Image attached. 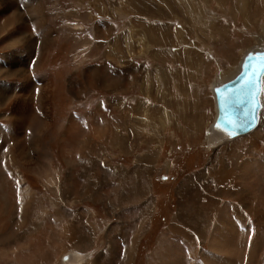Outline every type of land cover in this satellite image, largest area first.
<instances>
[{"label": "rangeland", "instance_id": "374dc122", "mask_svg": "<svg viewBox=\"0 0 264 264\" xmlns=\"http://www.w3.org/2000/svg\"><path fill=\"white\" fill-rule=\"evenodd\" d=\"M154 20L163 23L159 27L146 26ZM0 22V30L5 28L0 32V67L5 69L0 70V88L18 89L20 98L11 95L0 99V264H58L64 252L78 256L79 264L95 257L99 260L94 264H146V257L149 259L151 254V263L160 264L157 250L161 245L156 243L157 238L177 213L180 186L194 175H199L200 180L204 175L208 177L204 168L210 164L220 169L223 158L230 162L227 151L220 150V156L213 153L225 145L232 146L236 140L212 144L209 138L214 136H207L214 116L211 86L229 78L243 53L263 43L264 0H0ZM75 24L81 25V30H69ZM104 24L107 29L100 33L99 26ZM46 31L55 40L52 47L42 51ZM14 36L20 37V42L11 48L4 47L3 43ZM75 47L85 49L83 62L72 58ZM110 53L120 54L123 61L134 60L141 65L138 70L142 74L137 80L132 75V79L129 70L139 66H129L123 81H140L141 85L116 97L124 103L120 101V106L114 108L111 95L104 90L120 94L128 91V85L113 79L111 70L105 69ZM40 60L45 74L36 77L33 71ZM93 65L98 69L91 74L95 86L90 88L84 76ZM10 68L17 72L26 69L29 78L19 73L5 77ZM96 86L102 91L93 90ZM41 92L47 100L50 119L45 127L36 116ZM23 100L28 101L24 109H32L21 137L25 141L22 147L33 146L26 151V160L16 140L8 135L12 126L9 115L15 104ZM98 101L108 108L107 112L101 110L107 114L105 121L99 118ZM115 111L122 117L120 132L113 139ZM108 112L109 140L97 138L99 126L91 120L89 128L93 127L94 133L86 130L87 123L86 128L69 127L72 119L84 122L90 115L106 124ZM262 118L264 121V111ZM262 124L252 131L260 132L254 140L263 147L261 155L246 149L248 163L241 168V183L230 184L236 192L247 190L245 202L252 203L259 213H264ZM123 136L129 137V147L127 151L115 152L113 140ZM86 144L89 146L85 152ZM240 145L244 151L242 147L247 144ZM144 153L145 157H139ZM84 158L85 164L81 162ZM137 159L148 165L140 176L135 172L141 162L136 163ZM104 166L111 173L102 169ZM123 169L129 177L123 176ZM219 174L225 181L218 186H211L212 182L206 180L209 187H218L216 192L225 189L222 184L230 179L222 171ZM139 182L145 194L139 205L150 196L142 210L151 209L154 214L137 244L134 220H138V213L132 210L135 200L130 191ZM57 183L62 189L57 188ZM53 186L64 194H57ZM115 194L121 195V203ZM219 200L224 210L215 212L224 214L216 216L223 219L225 228L229 223L233 227L236 224L243 242L238 244L240 256L234 260L246 264L258 231L256 217L243 211L242 219L235 218L230 208L238 204V196ZM193 211L186 213L191 215ZM173 241L177 257L185 260L184 241L179 243V237ZM136 244L134 253L132 248ZM261 244L264 248V240ZM203 247L207 249L206 245ZM261 251L259 257L263 259L264 250ZM125 254L131 262L124 261ZM258 264H262L260 259Z\"/></svg>", "mask_w": 264, "mask_h": 264}, {"label": "bare ground", "instance_id": "6f19581e", "mask_svg": "<svg viewBox=\"0 0 264 264\" xmlns=\"http://www.w3.org/2000/svg\"><path fill=\"white\" fill-rule=\"evenodd\" d=\"M37 12H38V10H36V17L38 14ZM69 25L70 24H68V26ZM2 29H3V27H1L0 32L1 31L4 32L5 28H4V30H2ZM106 29H107V26H105V24L102 25L101 27L99 26L100 33L105 32ZM69 30L79 31V30H81V25H79V24L72 25V26H70ZM43 38H45V39L43 40L44 42H43V46H42V51H45V50H47L53 46L55 39L53 38L52 34L49 31H46L44 33ZM20 40H21L20 37L14 36V37L8 38L3 44H4V47L11 48L13 45L20 42ZM41 40H42V38H41ZM81 43H86V42H81ZM263 46H264V40H263L262 44L259 43V45H256L253 48L245 51V53L257 51L260 47H263ZM84 52H86L85 49H79V48L75 47L73 49L72 58L75 61H77V63L83 62L82 57L85 55V54H83ZM245 53H243V55ZM40 55H41V53H40ZM243 55L241 56L240 61H241ZM238 66H239V64H238ZM238 66H237V69H238ZM14 67L16 68L15 65L13 66V68ZM13 68H10L7 70L9 73L6 74L5 77L8 78V76H10V75H14L15 73L16 74L19 73L25 79L29 78L28 76L25 75L27 73L26 69L20 70L17 72ZM18 69H20V68H18ZM0 70L4 71L5 69L3 70L0 67ZM42 70H43V61L40 60L38 65L34 68V71H33L34 76L38 77L39 75H41L42 72H44V74H45V69L43 71ZM234 73H232L231 76ZM229 78H227V79H229ZM226 80H223V81H226ZM223 81L216 82V83L212 84L211 90L214 87L221 84ZM18 92H19L18 89H6V88L2 87V88H0V99L5 100V97L15 95L17 97V100H19L20 98L18 97ZM39 97H41V99L39 100V108H37L38 110L36 111V116L43 120L42 126L45 127L47 124L50 123L49 114H48L47 108H46V101L47 100L44 97L43 92L40 93ZM42 98H45V99L43 100ZM26 106H28L27 100H23L22 102H17L15 104L13 111H12L13 113H11L9 115V120L11 122L10 124H12V126L10 127V131L8 133V135L10 136L11 139H13L14 141L16 140L17 145L21 149L20 150L21 154L22 155L24 154L23 155L24 160H26L29 157L27 155L26 151H28L30 148L33 147L31 145H27L25 147L21 146V144L25 142L23 139H21L22 134L25 132L23 129V125H24V123L27 122V120H29V117H30L31 112H32V109L30 108L31 106L28 107V109H24ZM37 107H38V105H37ZM29 109H30V111H29ZM98 112H99V118L101 120L105 121L107 114L101 112V110H98ZM32 115L35 116L34 114H32ZM262 116H263V112H262V115L260 117V120H259L257 127H260L262 123L264 124V121H262V119H263ZM94 118H96V121L93 120ZM97 118H98L97 116L94 117V115H90L88 117V120L84 121L85 123L88 124L86 130L87 131L90 130V132L94 133L93 128H91V127L89 128V125L91 124L90 120L92 121L94 126H95V122H96L97 125L99 126V130L97 131V134H96L99 137H97V138H99L101 140L106 139V137L108 135L107 126H106V124H101L100 120H97ZM79 122H82V119H72L69 122V127L72 125H76V126L80 125ZM263 124H262V126H263ZM261 129H262V127H261ZM261 129H260V131H261ZM252 131L250 133H252ZM40 132H41V129L38 130L37 134H39ZM254 132L252 134L248 133L249 135L246 134L247 137L245 139L241 138L243 136H246V135H243V136L236 137L232 140H224L220 137L219 134H217L216 132H213L211 130L207 133L208 137L214 136L213 138L212 137L209 138L212 144H220V143L226 144V143L233 142L234 140H236L232 144V146H231V144L225 145L222 147L223 149L218 148L213 153L214 155L215 154L218 155L220 153V150L227 151L229 153L228 160L230 162H227V160L225 158H223V165H220V166H222L220 169L216 168L217 166L214 168L212 166V164H210V166H207L206 168H204L205 169L204 174L206 172H208V177L206 175H204L200 180L199 175H194V176L190 177L189 179H187V181H188L187 185L188 186H184L186 184H182L180 186L179 192H177V196H179L178 197L177 213L171 219V222H170L169 226L167 227L168 229L167 230L165 229L164 233L160 234L158 239H157V244L160 245V240L164 236L166 237V235H167L166 243L163 246H161V248L159 247V249L157 250L158 255H160V257H162L163 254L165 256L170 255V253H172L171 251L174 248H176L173 246V242H174L173 240H175L176 237H181L184 239L183 241L186 245L185 247H187L189 252L187 253V258L185 259L186 261L179 258L178 263L174 262L175 264H237L234 261V257L240 256V255H237V250L239 248L238 244H240V242H242V240H240V236H239L240 232H238L236 230L237 228L235 226L233 227V225H232L233 223L230 220L229 221L232 224H230L229 221H227L229 224H227L225 222L227 224L226 228H225L223 219H218L219 217L216 216L217 214L219 216L220 214L223 215L224 213H217L216 214V212H215L217 210H220V208H222L224 210V207L221 206L222 200H219L220 198H224V197L228 198V197H232L235 195V196H238V204L237 205L234 204L233 208L232 209L230 208L232 214L235 216V218L242 219V217H244L243 211H247V212L251 213L252 215H254L256 217V226L258 228V231L256 232V234H257L256 239H255L254 244L252 246L253 249H251L252 256L251 257L249 256L250 257L249 261H247L246 264H258L259 259L262 262V264H264V257H263V259H261L259 257V255L262 253L261 250H264L263 247H260L261 242H263V240H264V223L262 222V221H264V213H262V212L259 213V211H257V209L255 208V206H253L252 203L249 204V203L245 202V199H247V195H248L247 190L246 191H244V190L239 191L238 190L239 192H236L235 190L231 189V186H230V184L232 185V183H234V184H240L241 183V182H239L241 180L240 176H242L241 174L243 172V171H241V168H244L248 163V161H246V159H247L246 157L249 155H247L246 149L249 151L251 150L253 153L255 152L257 155H261L260 153L262 152L263 147H262V145L261 146L256 145V142L254 140L257 137V135L260 134V132L259 131L255 132V133ZM78 137H80V134L78 135ZM78 137L76 139H78ZM239 138H241V139L237 141V139H239ZM240 143L247 144L246 147L244 145L242 147V148H244V151H242V149L239 148V147H241ZM84 146L85 147H83V150L86 152L89 145L86 144ZM263 153H264V149H263ZM233 154H234V157H231ZM218 156H220V155H218ZM240 156H241V160H242L241 163H240ZM81 162H83L85 164L86 158H84L83 160L81 159ZM147 166H146L145 171H147V169H148ZM213 169L215 170V172H213ZM220 171H222L224 176H227V174H228V177L230 176V179L228 180V183L225 182L224 184H222L225 187V189L220 188V190L216 192V189L218 187H216V188L209 187L206 184V180L208 178L212 182L211 186L213 184L218 186L219 183H222L223 181H225V178L223 177V175L219 174ZM52 182H54V181H52ZM60 187H61L60 184L57 183V188H60ZM245 187H243V189ZM232 188H234V187H232ZM61 189H62V187H61ZM185 189H187V190L183 191ZM53 190H56L55 192L59 195L64 194V192L58 191L56 189V187L54 188V186H53ZM181 191H183V192H181ZM27 192L28 191H26V190L24 191V193H26V194H27ZM130 193L135 200L133 205H132V210L135 209V210H137V213H138V215H137L138 220L137 219L134 220V227H136V237L134 239V242H137L136 240L138 239L139 234L141 232H144L147 229V227L149 226V219L153 217L154 213L151 211V209L147 210V211L142 210V206L146 203V198L151 200L150 196L147 195L146 198H144L145 202L142 204V206L139 205L143 199L142 195L145 196V194L142 191L141 182L136 184L134 186L133 190L130 191ZM262 193H264V189H263ZM115 195H117L116 198H117L118 202H120L119 199H121V198H119L118 196H121V195H118V194H115ZM30 197H31V200H30ZM186 197H187V199H186ZM28 198H29L30 202L33 201V196L30 195V196H28ZM183 199H186V200L183 201ZM117 205H118V203H117ZM187 206H188V208H191L194 210L193 213H191L192 215H189L190 213L189 214L186 213L185 207H187ZM40 212H43V211H40ZM210 215H212L213 217L216 216L217 218H213V217L209 218ZM220 217H221V215H220ZM147 222H148V225H147ZM187 224H188V226H187ZM208 227H209V229H208ZM138 228L140 229V232H138ZM208 230H209V232L211 231L210 238L208 236ZM243 236H244V234L242 235V238H243ZM244 239L245 238H243V240ZM242 244H243V242H242ZM205 245L207 246V249H208L207 251H205V249L203 247ZM164 251H166V252H164ZM181 251H183V250H181ZM183 252H185V251H183ZM72 255H73L72 253H67L65 255V256H67V260L65 262L61 261L62 264H74L73 260H72L73 259ZM182 258H184V257H182ZM75 264H78V263H75Z\"/></svg>", "mask_w": 264, "mask_h": 264}, {"label": "water", "instance_id": "95a60500", "mask_svg": "<svg viewBox=\"0 0 264 264\" xmlns=\"http://www.w3.org/2000/svg\"><path fill=\"white\" fill-rule=\"evenodd\" d=\"M261 54L264 46L245 53L236 72L211 90L214 116L209 127L224 140L243 136L259 123L264 110V72L258 70ZM66 260L67 256L61 259Z\"/></svg>", "mask_w": 264, "mask_h": 264}, {"label": "crops", "instance_id": "0c3cea01", "mask_svg": "<svg viewBox=\"0 0 264 264\" xmlns=\"http://www.w3.org/2000/svg\"><path fill=\"white\" fill-rule=\"evenodd\" d=\"M143 18V17H142ZM158 22V23H157ZM162 21H156V20H154V21H151L150 23H148V25H146V26H161L162 25ZM168 23V22H167ZM165 25V24H164ZM166 27H167V29H168V26L167 25H165ZM113 28V27H112ZM166 48V47H165ZM163 50V49H162ZM163 51H166V50H163ZM109 59H108V62L106 63V65H105V69L107 70V72L108 71H110L112 74V77H113V79H118V80H120V82H122L124 85H128L127 86V88L126 89H128V91H126V92H123V93H120V94H117V93H115V92H113V91H109V90H104L105 92H107L108 94H110L111 95V98H112V101H113V103H112V105H111V107L112 108H114L115 106H120L119 105V103H120V101L122 102L123 100H119V98H117V100L115 99L116 97H118L119 95L121 96V95H123V94H127V93H129V92H131V91H133V90H135V89H137V88H139V86L141 85L140 84V81H134V80H128V81H123V77H126L127 76V74H128V70H129V66L130 65H135L136 67L135 68H137V66H139L138 65V63H136V62H134V60H129V61H127V60H122V57L120 56V54H117L116 55V53H114V54H109ZM147 60V59H146ZM148 62V61H147ZM146 62V65H148V63ZM109 63V64H108ZM126 63H128L129 65H126ZM140 64H142L141 62H139ZM97 69H98V66L97 65H93L92 67H89V71H88V74H85V79H84V81H85V84L86 85H89V87L90 88H94V86L95 85H93L94 83H95V79H93L91 76V74L93 73V72H96L97 71ZM138 69H141V65L137 68V70L136 69H130L129 70V74L131 75V77H132V75H135V79L137 80V78H139L142 74H141V70H138ZM96 70V71H95ZM91 78H92V80H91ZM132 79H133V77H132ZM109 83H111V85H112V82H109ZM134 83H136V84H134ZM133 85V87H131L130 88V86H132ZM114 87V86H113ZM116 88H118L117 86H116ZM93 90H99V91H102L101 89H99V86H96L95 87V89H93ZM75 91L76 92H78L79 93V91H77V89H75ZM116 91V90H115ZM142 99V98H141ZM135 102V100H133V103ZM122 103H124V102H122ZM107 107L105 106V109H106ZM107 110H108V108H107ZM97 112V111H96ZM121 115H119V113H118V111H115L114 112V114H113V121H112V123H113V127H112V135H113V139H114V135H116L118 132H120V130H119V123H120V119H121ZM85 118V117H84ZM110 118V114H109V112H108V117H107V121H106V125L107 124H110V121L108 120ZM93 128V127H92ZM114 129H115V131H114ZM110 131H109V128H108V135H107V137H106V140H109V138H110ZM113 142H114V147H113V149L114 150H116L115 152H124V151H127L126 149H128V147H129V144H130V140H129V137L127 136L126 138L123 136L121 139H117L116 141L115 140H113ZM116 146V147H115ZM115 152H113V153H115ZM129 152V151H128ZM136 152V151H135ZM145 154V153H144ZM123 155V154H122ZM135 155V154H134ZM114 156H117V155H115V154H112V157H114ZM146 156V154L145 155H141V156H139V157H145ZM135 161V160H134ZM141 160L140 159H137V161H136V163H138V162H140ZM144 162L145 161H141L140 162V164H139V169H137V171H135L136 172V174L138 175V176H140V174L142 173V172H144L145 170H146V164H144ZM136 163H134V164H136ZM123 168H125L124 166H122ZM106 172H109V173H111V170L108 168V167H105L104 166V168H103ZM134 169H135V167L134 168H132V171H134ZM123 176H127V177H129V174H128V172L126 171V170H124L123 169ZM7 175H8V177H10L9 176V174L7 173ZM15 187H16V184H13ZM184 186H188L187 184L186 185H184ZM122 189V188H121ZM121 191V190H120ZM122 192V191H121ZM119 203H121V202H119ZM120 205V204H119ZM114 210H116V208L114 209ZM189 211V210H192L191 208H188V206L186 207V209H185V211ZM75 212V210H73V213ZM192 215V214H191ZM210 227V226H209ZM209 227H208V229H209ZM147 228H149V227H147ZM147 230V229H146ZM146 230H145V232L142 234V235H140V237L138 238V240H140L143 236H144V234L146 233ZM208 232H209V230H208ZM211 232H209V234H210ZM166 237H167V235H166ZM165 236L160 240V245L161 246H163L165 243H166V241H167V238H166ZM158 239V238H157ZM179 239H181V241L179 242V243H181V242H183V239L181 238V237H179ZM137 241V240H136ZM135 243V242H134ZM134 243H133V245H134ZM157 243V242H156ZM176 243V242H175ZM184 243V242H183ZM137 244H138V242H137ZM137 244L135 245V247H134V249L132 248L133 247V245H132V251H134V253H135V251H136V247H137ZM184 245H185V243H184ZM186 246V245H185ZM156 247V246H155ZM126 249V248H125ZM155 250V249H154ZM208 249H206L205 251H207ZM125 251V250H124ZM184 251L186 252V253H188L189 252V250L187 249V247H184ZM164 252H166V251H164ZM172 253H170V255H164L163 254V256L161 257V263L160 264H175V263H178V261H179V258L177 257V252H176V250L175 249H173L172 251H171ZM67 253H69V252H64L63 254H61L60 255V257H59V261H58V264H59V262H61V259H62V257L63 256H65ZM152 253V252H151ZM73 254V253H72ZM152 255V254H151ZM148 256V255H147ZM153 256V255H152ZM150 257L149 259H148V257H146V259H147V262H146V264H152L151 262H153V257ZM168 256V257H167ZM174 257V258H173ZM72 260H73V263L75 264V263H78L79 264V257L78 256H74V255H72ZM176 258V259H175ZM97 260H99L98 259V257H95L93 260H90V261H88L86 264H94V263H96V261ZM175 260V261H174ZM124 261L126 262V263H129V262H131L130 260H128V257L126 256V254H125V259H124ZM236 263H237V260H234ZM175 262V263H174ZM43 264V263H42ZM132 264V263H131Z\"/></svg>", "mask_w": 264, "mask_h": 264}, {"label": "snow or ice", "instance_id": "6c2138e0", "mask_svg": "<svg viewBox=\"0 0 264 264\" xmlns=\"http://www.w3.org/2000/svg\"><path fill=\"white\" fill-rule=\"evenodd\" d=\"M258 59L261 61L260 68L258 70L264 72V54H261ZM229 123H231V121H229Z\"/></svg>", "mask_w": 264, "mask_h": 264}]
</instances>
